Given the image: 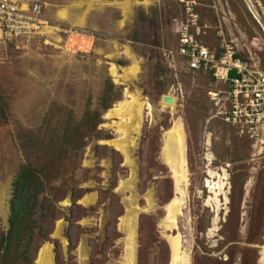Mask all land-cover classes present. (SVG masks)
Listing matches in <instances>:
<instances>
[{
	"label": "rangeland",
	"instance_id": "obj_1",
	"mask_svg": "<svg viewBox=\"0 0 264 264\" xmlns=\"http://www.w3.org/2000/svg\"><path fill=\"white\" fill-rule=\"evenodd\" d=\"M41 1L52 23L83 28L90 44L80 37L89 45L68 49L62 29L13 41L0 36V233L24 159L22 130L35 128L52 102L76 117L99 107L110 79L120 94L63 177L73 194L68 189L54 201L55 218L31 264H39L46 246L50 264H170L178 234L189 264H264V150L213 115L219 103L213 92L223 86L176 51L177 26L193 12L192 31L202 41L214 46L224 36L249 55L245 44L253 40L252 57L264 65V32L245 0ZM66 7L86 23L60 17ZM126 95L149 101L151 109L142 107L140 126L122 135L116 111ZM165 96L174 104L163 106ZM177 117L186 131L187 179L174 223L182 196L163 143Z\"/></svg>",
	"mask_w": 264,
	"mask_h": 264
},
{
	"label": "trees",
	"instance_id": "obj_2",
	"mask_svg": "<svg viewBox=\"0 0 264 264\" xmlns=\"http://www.w3.org/2000/svg\"><path fill=\"white\" fill-rule=\"evenodd\" d=\"M119 94L118 86L107 79L99 107L87 106L76 117L71 108L64 111L52 102L35 128L22 130L24 159L11 181L8 225L0 233V264H31L55 218L54 201L68 189L73 194L74 185L66 186L63 177L74 171L85 145L98 134L102 110Z\"/></svg>",
	"mask_w": 264,
	"mask_h": 264
},
{
	"label": "built area",
	"instance_id": "obj_3",
	"mask_svg": "<svg viewBox=\"0 0 264 264\" xmlns=\"http://www.w3.org/2000/svg\"><path fill=\"white\" fill-rule=\"evenodd\" d=\"M264 22V0H249ZM196 14L189 13L179 23L177 53L187 66L210 72L221 86L217 95V112L229 123L237 135L244 136L264 150V65L259 66L238 54L235 42L220 36L215 47L205 44L194 34ZM62 29L69 35L67 48H85L90 44L88 33L79 27H57L43 12L41 0H0V30L3 39L50 36ZM86 38L89 44L80 47L75 39ZM74 38V39H73ZM216 97V96H215ZM216 103V104H217ZM226 104L227 109H223Z\"/></svg>",
	"mask_w": 264,
	"mask_h": 264
},
{
	"label": "bare ground",
	"instance_id": "obj_4",
	"mask_svg": "<svg viewBox=\"0 0 264 264\" xmlns=\"http://www.w3.org/2000/svg\"><path fill=\"white\" fill-rule=\"evenodd\" d=\"M62 10L63 11L60 12V17L70 19L74 23H77V25L86 23L85 22V16L81 13L80 14L75 13L74 12L75 10H73L71 7H66ZM80 37H82V36H80ZM80 39L77 40L79 46L82 47V46H86L88 44V41L86 39H84V38H80ZM120 76H122V75H120ZM126 96L127 97L122 102L120 101L121 104L118 103L120 106L118 105L119 108L117 107L118 109L116 111L117 115L118 114L121 115V118H119V120L121 119V121L118 122L116 125H117V131H119L122 135H123V132L126 131L130 126L136 125V128L138 126H140V117H141L142 107H145L147 109H151V104L149 103V101L141 99L140 96H139V98H136V96L134 98L132 96L128 97V95H126ZM163 100H164V102L162 103L163 106L167 105V104H169V105L174 104V102L171 103L170 100L166 99V96L163 98ZM185 132L186 131L184 130L182 120L178 117L174 118L173 124L165 132V140L163 143L164 144V147H163L164 157H165L166 161L168 162V164L170 165V167L175 171V174H176V177H177V180L179 183V188L181 191V196H182L179 198L176 197V200H175V212L173 214L174 215V218H173L174 223H175L176 214L181 212V210L183 209V204H184L183 195L185 194V185L183 186V184L186 182V179H187L186 166H185V164H186ZM114 143H116V142H114ZM116 145H118V144H116ZM120 146H121V144H120ZM120 149H121V147H120ZM122 150L127 151V148L124 146V148ZM128 157L129 156H127V158ZM172 245H173L174 252H173V258H172V261L170 264H189V257L187 255V253L182 249V236H181V234H178L176 237L172 238ZM39 254H40V252H39ZM38 258H39V255H38ZM38 258H37V262H38ZM51 261H52V257H51L50 247L46 246L42 252V255L40 256L39 264H50Z\"/></svg>",
	"mask_w": 264,
	"mask_h": 264
},
{
	"label": "crops",
	"instance_id": "obj_5",
	"mask_svg": "<svg viewBox=\"0 0 264 264\" xmlns=\"http://www.w3.org/2000/svg\"><path fill=\"white\" fill-rule=\"evenodd\" d=\"M43 12H44V6H43ZM44 14H45V12H44ZM177 32H178V35H179V26H177ZM0 36H1V30H0ZM199 37V36H198ZM200 38V37H199ZM201 39V38H200ZM234 41V40H233ZM204 42V41H203ZM235 42V41H234ZM177 43H178V36H177ZM205 44H207L206 42H204ZM235 44H236V47H237V50H238V54L240 55V56H242V57H245V58H248L251 62H253L254 64H256V65H259V66H263V65H260V63H258L257 61H255L254 59H253V57H252V46H255L254 45V41L253 40H251V41H249V43L248 44H245V51L247 50L248 52H249V55L248 54H244V53H242V50H240V49H242V48H239V46H238V44L235 42ZM178 45V44H177ZM208 46H210V47H215L216 45H210V44H207ZM251 54V55H250ZM180 55V54H179ZM181 57L183 58V60H185V62H186V59L181 55Z\"/></svg>",
	"mask_w": 264,
	"mask_h": 264
},
{
	"label": "water",
	"instance_id": "obj_6",
	"mask_svg": "<svg viewBox=\"0 0 264 264\" xmlns=\"http://www.w3.org/2000/svg\"><path fill=\"white\" fill-rule=\"evenodd\" d=\"M245 5H246L247 9L249 10V12L251 13V15L253 16V18L256 20V22L260 26L261 30L264 32V22L262 21L260 16L257 14L255 9L253 8V6L251 5L250 1L249 0H245ZM166 99L170 100V98H167V97H166ZM209 232H212V231L209 229Z\"/></svg>",
	"mask_w": 264,
	"mask_h": 264
}]
</instances>
